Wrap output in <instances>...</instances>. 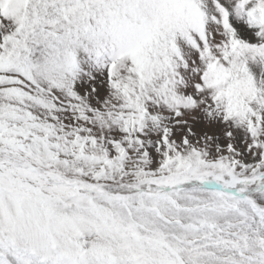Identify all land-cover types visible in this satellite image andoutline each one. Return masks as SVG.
Here are the masks:
<instances>
[{"label":"snow or ice","instance_id":"obj_1","mask_svg":"<svg viewBox=\"0 0 264 264\" xmlns=\"http://www.w3.org/2000/svg\"><path fill=\"white\" fill-rule=\"evenodd\" d=\"M0 264H264V0H0Z\"/></svg>","mask_w":264,"mask_h":264}]
</instances>
